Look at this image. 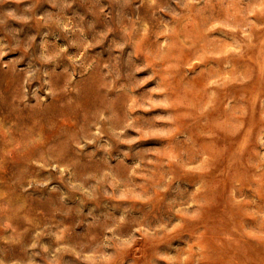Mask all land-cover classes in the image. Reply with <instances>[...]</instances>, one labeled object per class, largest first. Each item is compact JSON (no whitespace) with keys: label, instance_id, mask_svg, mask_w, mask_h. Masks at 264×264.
<instances>
[{"label":"rangeland","instance_id":"374dc122","mask_svg":"<svg viewBox=\"0 0 264 264\" xmlns=\"http://www.w3.org/2000/svg\"><path fill=\"white\" fill-rule=\"evenodd\" d=\"M106 104L131 144L30 163ZM0 264H264V0H0Z\"/></svg>","mask_w":264,"mask_h":264},{"label":"clouds","instance_id":"9594fccd","mask_svg":"<svg viewBox=\"0 0 264 264\" xmlns=\"http://www.w3.org/2000/svg\"><path fill=\"white\" fill-rule=\"evenodd\" d=\"M90 66L91 65H89V67ZM103 67L108 68V72L104 73V75H109L114 71V68H110L107 64L103 65ZM145 67H147V65H145ZM118 75L119 74L117 73L114 78H118ZM45 83L47 84L48 81H45ZM124 87V85H121V88ZM48 91L51 95L55 96L58 89L49 87ZM124 94L125 96L129 94L127 89ZM40 103L41 101L37 100V103L32 107L39 108ZM69 103H71V101H69ZM101 103H103V101H101ZM79 107L80 105L77 104L76 108ZM105 111L109 114L104 115L103 113ZM91 115L93 116V119L74 132H68L62 129V126L49 122L47 127L50 130L52 142L49 143L45 150L40 153L37 160H32L30 163L39 162L40 167L42 168L47 167L55 169L59 176H63L65 172H68V175L71 178L74 176V172L69 171V169H73L77 165H80L81 167L88 166L89 162H93V156L97 150L103 149L104 154H110L114 145L109 143L108 140H104L102 143L99 142L102 137L108 136L117 144H131V140L124 138L128 135V130H141L140 126H138L136 117L132 115L131 110L126 105L119 114L112 109L111 104H106L104 108L91 113ZM93 126H95V128ZM40 142L44 143L43 140ZM86 145H93L94 147L87 151H82L85 149ZM136 147H139V145ZM66 156L67 159H65ZM100 159L101 157H96V160ZM103 163H107V155L104 156ZM97 170L99 171L98 165ZM110 177V171H99V175L95 172H90L87 176H84L83 179L85 181L89 178L96 180L97 183L94 187L102 188L103 184L109 183ZM55 178L58 177H53V179Z\"/></svg>","mask_w":264,"mask_h":264}]
</instances>
